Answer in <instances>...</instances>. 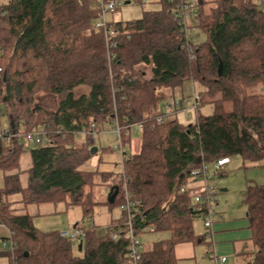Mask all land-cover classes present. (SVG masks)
<instances>
[{"label": "trees", "instance_id": "trees-1", "mask_svg": "<svg viewBox=\"0 0 264 264\" xmlns=\"http://www.w3.org/2000/svg\"><path fill=\"white\" fill-rule=\"evenodd\" d=\"M190 2L192 9L200 7L195 25L187 26L194 30L193 43L177 17L178 6ZM157 4L138 20H109L95 28L102 12L98 0H0V120L5 117L3 128L15 135L41 130L48 139L29 150L24 188L13 173L24 146L16 140L0 145V226L15 245L13 260L0 255L9 264H128L129 247L123 236L112 241L95 227H81L77 244L57 231H39L29 215L16 213L12 195H20L23 207L63 203L88 218L98 205L94 190L110 180L108 194L117 189V195L104 204L121 210L126 188L135 204L131 222L137 236L168 235L141 250L140 264H178L177 245L209 243L206 232H194L202 212L193 189L179 192L194 181L191 172L232 157L264 167V0H214L207 11L204 0ZM108 29L116 34L111 64ZM194 35L203 39L196 42ZM140 67L148 68L149 77ZM185 82L201 88L195 123L168 118L157 124L170 92ZM39 95L53 97L55 108L40 107ZM205 105L212 107L209 116L198 112ZM115 123L123 146L130 145L132 127H141L138 150L124 154L122 173L83 170L99 152H112L96 147L95 138ZM244 204L254 251L236 257L264 264V183L246 186ZM125 222L121 210L110 229ZM148 227L152 231H144Z\"/></svg>", "mask_w": 264, "mask_h": 264}, {"label": "rangeland", "instance_id": "rangeland-1", "mask_svg": "<svg viewBox=\"0 0 264 264\" xmlns=\"http://www.w3.org/2000/svg\"><path fill=\"white\" fill-rule=\"evenodd\" d=\"M158 0H144L143 4L137 2H131L128 5L124 4V1L120 0L118 8L107 14V19L116 22H129L138 20L142 17L144 12L157 10L159 5L157 4ZM206 4L203 5V11H207L208 7L213 4L214 0H204ZM200 7L191 9L187 14L186 22L189 27L195 25L194 16L199 11ZM196 42L201 41L203 36H196ZM139 71L145 73L146 77H149L148 68L140 67ZM201 90L198 84H192L191 82H185L180 88H176L171 91V97L168 101L172 100H181L182 98L192 99L194 95H197ZM42 96V95H39ZM38 98V97H36ZM37 102V101H36ZM199 114L203 116H209L212 113V107L210 105H205L199 108ZM196 110L189 109L186 117V114L183 112H178L173 114L169 119H175L177 122L189 126L195 123L196 120ZM1 127H5L6 118L3 117L0 121ZM140 131L137 127H133L129 131L130 145L124 146L123 151L127 150L128 153H133L138 150L139 141H140ZM119 137L118 135L109 129L101 132L95 138V144L98 148L108 147L112 150L111 153H115V147L118 146ZM38 145L33 146H24V152L21 154L19 159V166L16 171L19 177V183L22 188L27 184V175L26 171L31 166L29 150L39 148ZM110 153V154H111ZM102 159L108 157V154H100V152L93 156L86 164L81 168L86 171L97 170V163L94 159ZM106 161L109 158L105 159ZM104 161V160H103ZM121 164L114 165L115 173L121 172ZM212 167H208V171L212 172ZM110 180L100 183L94 190L95 201L98 205L93 208V212L90 217L86 218L83 216L80 208L78 207H66L63 203L57 204H41V205H28L23 207V205L18 202L21 200L19 194L12 195L9 200L15 202L14 206L16 213L23 215L27 214L32 218L33 225L39 231L42 232H62L70 231L73 229L74 225L84 228H93L98 235H104L110 230L109 226L112 221L117 220L120 217L121 210L119 208H109L104 203L107 200L108 188ZM117 183V181H115ZM264 183V167L259 164H252L246 161H243L240 157H232L228 165H226L222 172L215 176L210 184L213 185L218 190V201L216 209L221 211L223 218L225 220L230 219H244L246 207L244 204V191L248 184L251 185H260ZM3 186V173L0 171V188ZM194 232L196 234H202L204 232V227L201 220H197L193 224ZM168 237L164 233H149L144 234L139 237L142 250H148L153 247V245L161 240H164ZM8 244L7 241H4ZM73 244H77V241H72ZM3 246V241H0V250ZM194 258L189 260L187 264H213L207 258L203 259L202 254L205 251V246H195L194 247ZM207 250V249H206ZM4 253V252H0ZM8 254V253H7ZM228 261L224 264H246V262L235 256L227 257ZM0 264H9V258L4 254L0 255Z\"/></svg>", "mask_w": 264, "mask_h": 264}, {"label": "built area", "instance_id": "built-area-1", "mask_svg": "<svg viewBox=\"0 0 264 264\" xmlns=\"http://www.w3.org/2000/svg\"><path fill=\"white\" fill-rule=\"evenodd\" d=\"M100 7H101V17L100 20L97 21L95 24V28L105 26V24L109 21L107 19V14L112 13L113 10L119 6V0H110L108 3H104V0H98ZM194 3H182L180 6H178V18H180L181 23L183 24V31L185 38L190 40V42H194L192 38V34L194 33L193 29L187 28V14L189 11L193 8ZM116 34L111 30H105L104 36H105V49L107 53V62L108 64H111V62L114 60L115 55L113 53V48L116 47V42L114 40V36ZM190 49V46H188ZM0 57H1V51H0ZM0 68V73H1ZM110 71V68H109ZM199 105L198 97L197 95H194L192 99H181V100H172L167 101L162 107L161 110L164 111V115L161 117H158L156 119L157 124H161L165 119L170 118L173 114H177L178 112H183L186 114V117H188V110L194 109L196 110ZM1 121V120H0ZM1 123V122H0ZM133 127H137L141 133V127L136 125ZM132 127V128H133ZM119 137V143L118 146L115 147V151L120 152L121 159L120 164L122 167V163L124 161V154H128V151H123L122 148L124 147L122 144V141L120 139V129L118 125L115 123L112 129ZM128 134V132H127ZM17 141L18 144H22L23 146H46L48 144V139L45 137V134L41 130L33 131L26 133L24 135H15L7 130L5 128L1 127L0 124V145L2 147L8 146L11 142ZM229 159L222 158L217 160L214 164L211 165L212 172L208 171L209 166H202L200 169L195 170L191 172L190 178L194 180L192 183L188 185H183L180 187L179 192L183 193L188 188L193 189V201L195 204H197V210L202 212V224L206 232V239L208 242H210L212 237V227L215 222L221 221V215L216 212V206L218 201V190L213 187V185L210 184V181L220 174L222 172L223 168L229 164ZM122 173V170H121ZM135 206L134 202L131 199L130 194L127 192L126 188H124V204L121 207V210L125 212L126 214V222L123 227L115 229H110L108 232H106V236L112 240L116 241L121 236L124 237L125 240L129 242L128 247V264H140V253H141V244L139 241V236L135 234V230L133 228L132 222H131V214H132V208ZM84 228V227H83ZM152 231L151 227H148L147 229H144V231ZM58 236L62 239H66L69 241H78L82 236L81 227L80 228H73L70 231H62L58 232ZM4 241H7L8 244ZM3 241V246L0 250V252L8 253L11 255V260H13V254L15 251V245L9 238L7 240ZM208 259L213 264H224L226 262L225 257H218L216 254L209 250L207 253Z\"/></svg>", "mask_w": 264, "mask_h": 264}, {"label": "crops", "instance_id": "crops-1", "mask_svg": "<svg viewBox=\"0 0 264 264\" xmlns=\"http://www.w3.org/2000/svg\"><path fill=\"white\" fill-rule=\"evenodd\" d=\"M37 101L38 105L44 109L50 110L55 108V99L51 96H39ZM110 128L113 129V126ZM106 158H109V160L106 161ZM94 159L97 163V171L109 174L114 171V165L120 163L121 154L120 152L108 154V157L103 158L104 161L101 158L97 159V157H94ZM216 212L221 215V221L214 223L211 240L208 244H204L205 251L202 254V258L208 259L207 253L209 250H212L218 257H225L226 262L229 256L236 257L237 255L251 254L254 251V247L250 240L247 222L243 218L225 220L221 211L216 209ZM75 226L76 225H74L73 228ZM109 226L110 224L107 225V228ZM203 231L205 232V229ZM204 232H202V234ZM8 238V231L3 226H0V241L7 240ZM194 252V246L188 243L177 245L174 249L178 264H187L189 260L194 258Z\"/></svg>", "mask_w": 264, "mask_h": 264}, {"label": "water", "instance_id": "water-1", "mask_svg": "<svg viewBox=\"0 0 264 264\" xmlns=\"http://www.w3.org/2000/svg\"><path fill=\"white\" fill-rule=\"evenodd\" d=\"M124 4H125V5H128V4H130V2L127 1V2H124ZM218 73H219V75H220V68H219V70H218ZM12 128H13V127H12ZM96 150H97L96 148H93V151H96ZM116 195H117V189H114L113 192H112V190L109 192V194L107 195V201H108L109 204H112V203H113V200H114V198L116 197ZM74 228H75V227H74ZM81 248H82V243L79 242V243H78V250L80 251ZM25 256H26V254H25Z\"/></svg>", "mask_w": 264, "mask_h": 264}]
</instances>
